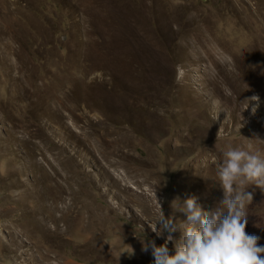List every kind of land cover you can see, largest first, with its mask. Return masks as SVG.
Here are the masks:
<instances>
[{
	"label": "rangeland",
	"instance_id": "obj_1",
	"mask_svg": "<svg viewBox=\"0 0 264 264\" xmlns=\"http://www.w3.org/2000/svg\"><path fill=\"white\" fill-rule=\"evenodd\" d=\"M229 147L264 157V0H0V264H153Z\"/></svg>",
	"mask_w": 264,
	"mask_h": 264
},
{
	"label": "clouds",
	"instance_id": "obj_2",
	"mask_svg": "<svg viewBox=\"0 0 264 264\" xmlns=\"http://www.w3.org/2000/svg\"><path fill=\"white\" fill-rule=\"evenodd\" d=\"M258 101L259 97H252ZM216 115V119L218 118ZM217 182L223 190V198L211 210H205L195 196L184 203H176L180 212L186 213L183 229L170 216H165L162 205L149 224L157 237L155 240H140L142 252L151 250L153 264H264V246L260 237L246 232V208L253 201L251 186L264 193V157L259 153L229 147L216 162ZM179 228V244L170 251L173 233Z\"/></svg>",
	"mask_w": 264,
	"mask_h": 264
},
{
	"label": "bare ground",
	"instance_id": "obj_3",
	"mask_svg": "<svg viewBox=\"0 0 264 264\" xmlns=\"http://www.w3.org/2000/svg\"><path fill=\"white\" fill-rule=\"evenodd\" d=\"M199 43L204 44V45L205 44L210 45V41L209 40L201 39L200 37H199ZM229 66H231V67L235 66V61H231V60L229 61V65H228L227 69L225 70L227 73L233 72V69L230 68ZM216 93L218 94V96H221V97H224V98L226 97V95H224V92H223V90L220 87L216 88Z\"/></svg>",
	"mask_w": 264,
	"mask_h": 264
}]
</instances>
